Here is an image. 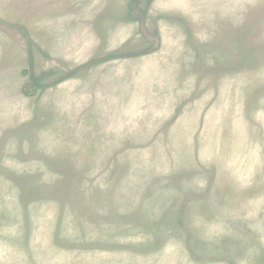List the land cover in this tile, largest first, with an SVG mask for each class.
<instances>
[{
  "label": "rangeland",
  "instance_id": "rangeland-1",
  "mask_svg": "<svg viewBox=\"0 0 264 264\" xmlns=\"http://www.w3.org/2000/svg\"><path fill=\"white\" fill-rule=\"evenodd\" d=\"M0 264H264V0H0Z\"/></svg>",
  "mask_w": 264,
  "mask_h": 264
},
{
  "label": "trees",
  "instance_id": "trees-1",
  "mask_svg": "<svg viewBox=\"0 0 264 264\" xmlns=\"http://www.w3.org/2000/svg\"><path fill=\"white\" fill-rule=\"evenodd\" d=\"M35 93H37V89H36V88H34V89L32 88V89L29 90V92H28V94L31 95V96H32L33 94H35Z\"/></svg>",
  "mask_w": 264,
  "mask_h": 264
}]
</instances>
